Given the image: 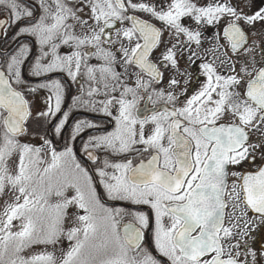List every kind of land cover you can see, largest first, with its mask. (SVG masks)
Listing matches in <instances>:
<instances>
[{
	"label": "snow or ice",
	"instance_id": "6c2138e0",
	"mask_svg": "<svg viewBox=\"0 0 264 264\" xmlns=\"http://www.w3.org/2000/svg\"><path fill=\"white\" fill-rule=\"evenodd\" d=\"M0 201V264H264V2L0 0Z\"/></svg>",
	"mask_w": 264,
	"mask_h": 264
},
{
	"label": "rangeland",
	"instance_id": "374dc122",
	"mask_svg": "<svg viewBox=\"0 0 264 264\" xmlns=\"http://www.w3.org/2000/svg\"><path fill=\"white\" fill-rule=\"evenodd\" d=\"M258 2H264V0H258ZM0 204H2V201H0ZM0 210H2V208H0ZM67 245V242L65 241V244L62 245V247H65Z\"/></svg>",
	"mask_w": 264,
	"mask_h": 264
},
{
	"label": "flooded vegetation",
	"instance_id": "af4514ba",
	"mask_svg": "<svg viewBox=\"0 0 264 264\" xmlns=\"http://www.w3.org/2000/svg\"><path fill=\"white\" fill-rule=\"evenodd\" d=\"M73 90H74V89H73ZM80 115H81V117L83 118V116H86V115H89V114H87V113H83V112H82Z\"/></svg>",
	"mask_w": 264,
	"mask_h": 264
}]
</instances>
